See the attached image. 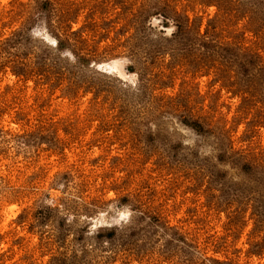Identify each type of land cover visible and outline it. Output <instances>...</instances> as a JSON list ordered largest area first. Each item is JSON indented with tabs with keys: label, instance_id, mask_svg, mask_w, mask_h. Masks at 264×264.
Instances as JSON below:
<instances>
[{
	"label": "rangeland",
	"instance_id": "obj_1",
	"mask_svg": "<svg viewBox=\"0 0 264 264\" xmlns=\"http://www.w3.org/2000/svg\"><path fill=\"white\" fill-rule=\"evenodd\" d=\"M0 264H264V0H0Z\"/></svg>",
	"mask_w": 264,
	"mask_h": 264
}]
</instances>
